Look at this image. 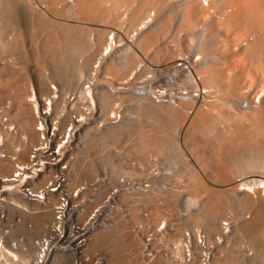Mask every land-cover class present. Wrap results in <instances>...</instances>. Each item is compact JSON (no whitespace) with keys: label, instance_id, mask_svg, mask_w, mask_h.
Instances as JSON below:
<instances>
[{"label":"bare ground","instance_id":"obj_1","mask_svg":"<svg viewBox=\"0 0 264 264\" xmlns=\"http://www.w3.org/2000/svg\"><path fill=\"white\" fill-rule=\"evenodd\" d=\"M156 2L160 3L161 10L171 4L165 13L160 11V8H157L158 11L155 12V10H151L152 8L149 9L148 5ZM36 5H45V8L47 5H51V13L56 14L55 16L68 17V20L66 18L65 20L74 21L75 24L60 22L53 30L51 25H55V22L50 24L52 21L50 22L46 18L44 12L35 10ZM173 18L178 20L177 29L178 36L181 37V44L179 42H177L178 44L172 42L169 45L164 43L165 45L159 48L158 40L164 35L170 23L174 21ZM77 19L89 21L90 24L93 23L91 25L95 26L96 23L97 26L99 24L101 28L93 26V28H89L91 32L88 31L90 33L98 31L99 42L96 43L100 44L99 49H97V44L94 41L91 42V39L86 35L88 32L85 34L84 30L82 32L84 28H80ZM17 20L18 23L29 25L31 29L38 32L46 33L51 29L52 33L55 31L54 34L57 35H53L55 39L47 37L48 33H46V39L42 35L44 40L39 44L40 49L37 47L38 51H36L34 59L37 62L47 59L52 65V77H64L67 84H80V82L83 84L86 77L85 79L89 80L90 78L102 87L108 78L116 80V83L114 81L112 83L119 85L123 82L120 77L123 74L126 78L134 79L139 67L144 65H142L144 62L137 52L139 50L143 55L149 54L151 63L167 60V62L158 63L160 66L164 65L163 69H158L161 72L175 61L180 58L182 60L187 56L189 66H192L193 70L182 76L183 83L191 85L192 79L195 77L198 84L186 88L187 95L182 100L170 101L172 100L170 99L165 103H158V105L149 96L145 97L149 99V103L139 100V103L136 104L138 108H135L138 109L135 121H128L129 123H126L128 126L124 124L125 127H128L125 128L127 130L125 134L119 130L123 128L122 126L106 130L98 135L85 137L87 149L91 150L99 146L101 154L98 156L99 158L95 156L94 159L100 160L101 158L102 161H105L110 157L112 151L115 153V150L121 149L114 145L118 146L123 141L128 146L127 153L130 152L134 156L149 152L159 156L170 147L174 149L178 147L176 145L177 137H174L176 134H180L179 138L183 140L185 147L188 146L189 150H193L194 153L195 150H198V144L203 143L204 145L205 143L206 146H210V149L212 147L211 157L206 161L204 159L206 151L194 154L195 161H198L201 168L205 162L207 166L215 162V167H212V163L207 177V184L209 183L210 186L205 183L206 181H203L204 179L197 176L193 180L191 179L192 181L189 178L188 183H185V179L182 178L181 166L177 167L173 162L177 170L167 177L168 192L165 193L166 189L162 187L154 186L150 193L144 194L142 197L146 198L154 194L168 196V193H171L170 196L174 198L173 193L177 192V199H174L173 203L179 205L183 203L180 207L188 213L185 217L186 220L194 225L193 228L205 227L206 237L199 236L200 242H203L205 247L210 245L209 237L212 233V235L224 236L220 217L227 207L232 208L231 204L235 201L241 209L250 212L251 215L241 214L243 217L240 218L241 222L239 216L235 215V222L237 223L238 219L239 223L232 224V233L228 237L229 247L221 249V256L214 257L213 264H219L218 260L221 259L226 261V258L237 259L234 263L231 261L232 263L226 264H242V262L248 264L250 261L256 262L255 264H264V0H0V52L3 54L5 51H17L19 48L17 42L20 38L17 40L15 36L10 37L14 38L10 41L7 37L8 31L13 29L11 28L15 24L13 22H17ZM82 23L84 22L82 21ZM124 23H127V28L124 27ZM110 26L114 27L116 32L110 31L108 29ZM120 28L128 29V36L120 38L118 35ZM14 29L12 31H15ZM105 32L107 35L103 40ZM13 34L15 35V33ZM111 35L114 38L113 42L109 41ZM129 42H134L133 44L137 48L132 47ZM182 42L188 47V51L190 50L185 54H183L185 46L182 47ZM152 47H154V51L151 50ZM117 48H120V52ZM115 49H117L118 55L107 57ZM193 52L195 54L191 55ZM93 57L97 60L92 64V67H89ZM7 65L0 67V122H2L3 116L7 117L8 126L15 125L13 128L16 131L10 132L5 130L3 125L0 126V264H29L34 255L33 236L38 234L49 222L53 204L51 202H44V204L29 202L31 200L22 194L21 186L23 184L11 181L13 162L1 157V152L8 149V146L12 147L13 152L17 147H20L21 150L28 149L36 139L33 109L28 103L31 88L27 84V80L24 79L20 66L13 67L11 65L13 68H8ZM121 68L122 70H120ZM137 81L138 79L132 81V84L138 83ZM197 87H200V90H204L205 93V96L199 101L193 94ZM82 93L81 99L86 103L85 110H92V105L96 109L97 105H102L107 97L111 96L103 89H98L96 92L92 89ZM200 94L202 92H199ZM49 95H52V92ZM7 99L11 100L10 103L9 101L5 102ZM12 101L14 104L11 103ZM190 110H192L191 113H189ZM153 112L157 114V117H151ZM220 122L225 126L219 127ZM133 124L135 125L131 126ZM254 135L258 136L257 141L253 139ZM243 136L249 137L248 140L245 141ZM233 144H236L237 149L242 148V152L233 149ZM200 146L202 148V144ZM98 148L96 149L98 150ZM106 148L109 154L106 153ZM27 152L28 150H25L24 156L27 155ZM130 153L128 156L132 157ZM174 156L176 157V155ZM89 160L82 161L77 171L78 175L80 173L86 175L90 172L93 165L90 164L93 161L90 163ZM143 161H139V164L142 165ZM188 164L186 166H189ZM187 170L190 171V169ZM218 183L225 184L223 186L226 188L221 186L222 189H216L215 185H221ZM177 184L180 189L183 186L187 187L185 184H188L190 192L187 191L183 195L184 198L182 194L187 189L180 192ZM23 198L26 200L24 199V201ZM168 198L170 199V197ZM169 199L165 200L169 201ZM165 203L167 204V202ZM166 204H162L156 211V215L162 216L164 221H167L163 214ZM168 205L170 207V204ZM168 207L166 206V209ZM8 211H12L11 214L18 211L22 217L32 218L31 224L25 227L26 224L23 225L21 220L14 222L9 217L11 214ZM227 214L233 218L232 212L226 213L225 218ZM218 219L219 224L216 225L215 221L218 222ZM239 224L240 226H238ZM117 229L116 225L106 230ZM106 230L104 231L106 232ZM20 231L21 236L13 238ZM185 231L177 228V232L183 236V240L180 242L177 240L180 243L176 245L177 250L186 244L189 252L193 253V259L196 260L195 256H198V251L202 256V250L194 236L190 235V238H187V241L190 240L188 245L184 237ZM244 235L246 241L249 240L247 244L243 243L239 247L238 241L242 240L240 237ZM94 236L90 243L92 242L91 244L95 246H100L114 237L111 233L99 234V237L97 235L93 239ZM20 238L22 240H19ZM134 239L135 248H138V246L136 247V238ZM121 242V240L117 241L120 247ZM123 256L125 257V254ZM175 256L180 257L178 251L175 252ZM127 257L121 259L122 256L119 255L116 259L109 258L105 260L107 261L105 264H129ZM160 261L158 259L149 264L156 262L158 264ZM48 264H67V261L57 253Z\"/></svg>","mask_w":264,"mask_h":264},{"label":"built area","instance_id":"obj_2","mask_svg":"<svg viewBox=\"0 0 264 264\" xmlns=\"http://www.w3.org/2000/svg\"><path fill=\"white\" fill-rule=\"evenodd\" d=\"M110 40L114 41L113 35L109 37ZM193 54L195 53H191ZM186 58L187 56L171 62L172 65L162 71L160 84H154L150 78V81L142 84L134 85L131 80L130 82L124 80L116 85L110 78L102 87L89 78L81 84L78 94L65 95L63 98L59 97L61 92L56 86L51 85L45 96H39L31 87L28 103L33 109L36 139L28 149L21 150L17 147L13 152L12 147L8 146V149L1 152L2 158L13 162L11 181L23 184L21 191L24 197L38 202L37 204L44 202L53 204L49 222L33 236L34 255L29 264H48L57 253L65 258L67 264H102L101 258L99 260L96 258L98 260L96 262L88 258L87 248L90 240L95 234L131 219L136 210L138 217H135L133 231L130 232L140 241L141 264H149L158 259L161 260L160 264H213L214 257L221 256V249L229 247L228 237L232 233V224L237 214L233 212L231 214L233 218L227 214L221 221L224 236L211 234L210 245L207 247L199 238L206 237L203 228L184 226L185 241L189 245L190 240L187 241V238H190V235L194 236L200 245L202 256L198 251V256L194 255L196 257L194 260L193 253L189 252L186 244L177 250L176 245L183 240L177 228L181 227V220L187 215L179 213L172 217L164 213L167 218V221H164L162 216H156L151 211L147 197L145 199L142 197L150 193L154 186L162 187L166 189L165 193L168 192L167 177L177 170L176 166L172 167V170L168 168V171L161 175L162 181L153 183V179L160 175L158 166L162 165V162L166 164L165 158L168 161L165 154L150 155L149 160L143 161L144 163L140 165L136 158L128 156L127 150L126 152L115 150V153L112 151L104 162L112 163L104 168L106 172L103 171L109 176L110 184L102 186L96 178L91 182L76 180L77 164L80 165L83 160L85 162L90 157L85 139L134 120L137 110H134L136 103L134 104L131 99L149 96L156 104L165 103L170 99L180 101L187 95L186 88L198 84V80H195L197 78L193 76L191 85L183 83L182 76L193 70V67L189 66V59ZM8 61V57L0 52V67L7 65ZM158 72L160 73L159 70ZM92 89L95 92L103 89L112 96L107 110H100V106L94 109V105L92 110H85L86 103L81 99V95L83 91L89 92ZM50 92L52 95H49ZM199 92L202 94L199 95ZM193 94L198 101L205 96L204 90H200V87H197ZM127 96L131 98L128 99ZM191 112L192 110L189 113ZM8 123V118L3 116L0 126L3 125L7 131L15 132L16 129L13 128L15 125L8 126ZM81 138L82 142H79ZM25 150H28L26 156ZM79 151H82L83 155L86 153L80 163L77 159ZM160 157H163L164 161ZM141 171L143 173H140ZM260 187L262 188V185ZM138 202L144 204L136 208ZM176 251L180 257L175 256Z\"/></svg>","mask_w":264,"mask_h":264},{"label":"rangeland","instance_id":"obj_3","mask_svg":"<svg viewBox=\"0 0 264 264\" xmlns=\"http://www.w3.org/2000/svg\"><path fill=\"white\" fill-rule=\"evenodd\" d=\"M69 1V0H68ZM48 2V1H47ZM157 3V2H156ZM156 3H153L152 5H148L149 7H147V8H149V9H151V10H155V12L156 11H158L157 10V8L159 9L161 6H159L160 5V3H157V6H156ZM169 4V3H168ZM171 4V3H170ZM169 4V5H170ZM135 5V4H134ZM169 5H167V7H164V9H162L161 10V8L159 9L160 11H162V12H166V10H167V8H168V6ZM37 6V5H36ZM51 6V5H50ZM50 6H48L47 5V8H48V10H47V8H45V5H38L37 6V8H35V10L37 9V12L38 11H40V12H44L43 14L46 16V18L48 19V20H50V24H54L53 22H55V25H51L52 27V29L56 26V25H58V24H60V22H65V23H74L75 24V22L73 21V22H71V21H66L65 20V18L64 17H60V16H55L54 15V13L52 12L51 13V8H50ZM43 7V8H42ZM156 7V8H155ZM163 8V7H162ZM50 10V11H49ZM147 10V9H146ZM49 11V12H48ZM161 13V12H160ZM63 18V19H62ZM178 18V17H177ZM177 18L175 19V18H173V22H171L170 23V25L166 28L167 30L164 32V35H162L161 37H160V39L158 40V47L160 48V46H164L165 44L164 43H166V45L168 44L169 45V43L171 44L172 42H175L176 44H178L177 42H179V44H181V42H180V36H178L179 34H178V29H177V26H178V20H177ZM67 20H68V17L66 18ZM84 22V23H82V21ZM77 19V24L80 26V28L82 27V28H84V29H82V32H83V30H84V34L86 33V32H88L90 29L89 28H93V26L94 27H96V28H101L100 26H99V24H98V26H97V23H96V26L95 25H91V24H93V23H91L90 24V22L88 23V22H86V21H84L83 19ZM15 21V20H14ZM21 20H19V22H20ZM75 21H76V19H75ZM126 21V20H125ZM22 22V21H21ZM13 23H15V24H13ZM12 24H13V26H11V28H15L14 30L15 31H12L11 29V31H12V34H11V31L9 32L8 31V39L11 41V40H13V39H11L10 37H16L17 38V40H18V38H20L19 39V41L17 42L18 43V49H17V51L16 50H14V51H5V53H4V55H8L7 57H8V59H9V61H8V63H10V64H8L7 66H8V68H13L14 66L15 67H21L20 69L22 70L21 71V73L23 74V76L25 77L24 79L25 80H27L26 82H27V84H29V86H30V88L31 87H33L34 88V90H35V92L37 93V94H39V96H45V94L47 93V91H49V89H50V86L51 85H53V86H56V88L58 89V90H60L59 92H61V95L59 94V97H61V98H63V95L65 96V95H71V94H73L74 92H76V93H74V94H77L79 91H80V89H81V82H80V84L79 83H65V79H64V77L63 78H54V77H52L53 76V74H52V65H50V63H49V61L47 60V59H41V61L39 60V62H37V61H35L36 59H34L35 58V55H36V51H38L37 49L40 47V43H41V41L42 40H44V38L46 39V33H48L47 35V37H50V39L52 38V39H55L54 37L55 36H57L56 34H54L55 33V31L52 33V29L50 30V32H46V33H44V32H38V31H36L35 29L33 30V29H31L30 27H29V25H24L23 23H18V20H17V22H13ZM88 25H87V24ZM76 24V25H77ZM125 24V23H124ZM127 24V23H126ZM124 25V27L125 28H127L128 26L127 25ZM83 25V26H82ZM105 25H107V24H105ZM16 26V27H15ZM92 26V27H91ZM87 27H88V29H87ZM95 28V29H96ZM125 28H120V29H118L119 31H118V35H120V38L122 37V38H125V35H127L128 36V29H125ZM108 29L110 30V31H115L116 32V30L114 29V27H112V26H110V27H108ZM171 29V30H170ZM53 30H55V29H53ZM90 32H91V30H90ZM90 32H88V33H86V35L91 39V42L92 41H94L95 43L98 41L99 42V33H98V31L97 30H95V31H92V33H90ZM108 32V31H107ZM107 32H105L104 33V36L102 37L103 38V40H105V38H106V35H107ZM123 32H124V34H123ZM177 32V33H176ZM182 32V31H181ZM180 32V33H181ZM13 33H15V35L13 34ZM17 33V34H16ZM19 33V34H18ZM42 33H44V34H42ZM111 33V32H110ZM126 33V34H125ZM183 33V32H182ZM181 33V34H182ZM16 35H18V36H16ZM42 35H44L43 37L44 38H42ZM50 35V36H49ZM53 35H55V36H53ZM85 35V36H86ZM109 35V34H108ZM124 35V36H123ZM185 35V34H184ZM127 36H126V38H127ZM93 38V39H92ZM164 38V39H163ZM177 39V40H176ZM166 42H165V41ZM168 40V41H167ZM130 43V45L132 46V47H134V48H137L136 46H134L135 44H133L134 42H129ZM37 44V45H36ZM97 44V49H99V43H96ZM193 44V43H192ZM191 44V45H192ZM179 46V45H178ZM186 47V45L185 44H183V42H182V47ZM38 47V48H37ZM122 47H124V46H122ZM154 47H155V45H154ZM154 47H152L151 48V50H153L154 49ZM157 47V48H158ZM180 47V46H179ZM185 47L183 48L185 51L183 52V54H185L187 51H188V47H186V49H185ZM190 47V46H189ZM193 46H191L190 48H192ZM40 49V48H39ZM118 49V52H120V48H117ZM117 49H115V50H113L112 51V54H110V56H107V57H112V56H117L118 54L116 53L117 52ZM138 50V49H137ZM150 50V51H151ZM155 50H156V48H155ZM95 51H97L96 49H95ZM154 51V50H153ZM158 51V50H157ZM190 51V50H189ZM188 51V52H189ZM138 52V54L140 55V59L142 58V60H143V62L144 63H142V67H139V69L137 70V74H135L134 75V79L135 80H137L138 79V83H133L134 85H137V84H142V82L141 81H144V82H148V81H150V79L149 78H151V82H154V84H160V83H162V80H161V74H163L161 71H160V73L157 71L158 69H163L162 68V66L164 67V65H162V66H160L158 63H160V62H152L151 63V61H149L150 60V57H149V54L147 55V54H142V52H140V50L139 51H137ZM152 52V51H151ZM111 53V52H110ZM99 57L101 56V55H98ZM98 56H96V58L98 59ZM142 56V57H141ZM148 56V57H147ZM96 58H92V60L90 61V64H89V67H92V64L95 62V60H97ZM116 60V59H115ZM118 60V59H117ZM44 61V62H43ZM106 62V61H105ZM163 62H167V60L166 61H162L161 63H163ZM174 62V61H173ZM42 63V64H41ZM169 63H171V62H169ZM101 64H102V62H101ZM166 64H168V63H166ZM13 67H12V66ZM145 65H146V67H145ZM148 65V66H147ZM6 66V67H7ZM103 67H104V63H103ZM145 67V68H144ZM142 68V69H141ZM124 69V68H123ZM120 70H122V68L120 69ZM143 70V71H142ZM148 70V71H147ZM139 73V74H138ZM144 73V74H143ZM143 76H142V75ZM137 75V76H136ZM139 75H141L140 76V78H139ZM124 76V74L122 75V76H120L121 77V79H122V81H124V80H128V82H130L129 80H131V81H135L134 79H132V78H126L125 76ZM136 76V77H135ZM145 76H147L146 78H145ZM149 76V77H148ZM150 76H152V77H150ZM131 77V76H130ZM86 78V77H85ZM85 78H84V80L83 81H85ZM108 78V77H107ZM137 78V79H136ZM109 79V78H108ZM149 79V80H148ZM154 80V81H153ZM40 81H41V84H40ZM82 81V82H83ZM113 81H115V83H116V80H113ZM140 81V82H139ZM132 83V82H131ZM79 90V91H78ZM78 91V92H77ZM71 92H73V93H71ZM65 93V94H64ZM107 97V96H106ZM109 97H107V100H105V102L104 103H102V105L100 104V110H107L108 109V104H109V102H111L110 100H112V98H111V96H110V98L108 99ZM127 98L129 99V98H131V97H128L127 96ZM127 99V100H128ZM147 98H138L137 97V100L136 99H131L132 100V102L135 104L136 102V104H138L139 103V100L141 101V100H144L143 102H148L149 103V99H147ZM62 100V99H61ZM146 100V101H145ZM6 101H9V99H7V100H5V102ZM11 101V100H10ZM10 101H9V103H10ZM102 101V100H101ZM230 101H233V99H230ZM103 102V101H102ZM11 103H13V101L11 102ZM56 103H57V101H56ZM150 103H152V102H150ZM14 104V103H13ZM12 104V105H13ZM135 104V108L137 107L138 108V105H136ZM152 105H155L154 103H152ZM158 105V104H157ZM166 105V104H165ZM14 106V105H13ZM99 107V105H97V108ZM96 108V109H97ZM134 108V110H136ZM13 110V109H12ZM137 112H138V109H137ZM157 117V114H154V112H153V114L151 113V117ZM186 120V119H185ZM131 121H135V119L134 120H131ZM131 121H129V122H131ZM128 122V123H129ZM127 123V122H126ZM125 123V126H128L127 124ZM134 123V122H133ZM221 124H222V126H221ZM135 124H133V125H131V126H134ZM124 125H123V128H124V130H123V128L121 129H119L123 134H125L126 133V131L127 130H125V128H128V127H125ZM223 126H225L224 125V123H222V122H220L219 123V127H223ZM122 127V126H121ZM132 129V128H131ZM130 129V130H131ZM132 132V131H131ZM180 133V132H179ZM178 135V136H177ZM255 136V135H254ZM174 137H177V142H176V145L178 146L176 149H174V148H169L167 151H164V153H162V155H164V156H167L168 157V161L166 160V158H165V161H166V164L164 163V162H162L163 164L162 165H159L158 167H159V176H157V177H155L154 179L152 178V177H148V178H150V179H153V183H156L157 181H159V180H161L162 181V174L164 173V172H166V171H168V168L170 169V170H172V167H175V165L178 167V165L179 166H181L180 168H181V171H182V178L183 179H185V183H188V180H189V178H190V180L192 179H194V178H196V176L197 177H200V178H202V179H204L203 181L207 184V180H208V175H209V170H210V168H211V165H212V163H210V166H207V163L205 162V164H204V166L201 168L200 167V164L199 163H197L198 161L196 160L195 161V153L197 152V153H203V152H205L204 153V159H205V161H206V159H209V157H211V149H212V147H211V149L209 148L210 146H208V148H207V146L205 145V143H204V145H203V143H201L202 144V148H201V144H198L199 145V147L197 146V148H198V150H195V153H194V151L192 152L191 150H189V148H188V146H186L185 147V145H184V143H183V140L181 139V138H179L180 137V134H176V135H174ZM246 137V138H245ZM253 137V136H252ZM242 138H244V140L245 141H247L248 140V138H247V136H243ZM258 136H255V137H253V139L255 140V141H257L258 139ZM82 139L83 138H81L80 140H79V142H82ZM247 139V140H246ZM257 139V140H256ZM254 141V142H255ZM259 141H261V140H259ZM122 144H120V145H118V146H115L114 145V147H116V148H121V149H117V150H121L120 152H126V149L128 148V146L122 141L121 142ZM258 143V142H257ZM110 146H112V145H110ZM109 146V147H110ZM99 147V146H98ZM98 147H95V149L93 148V149H91L90 150V152H89V155H90V157H89V159H91V160H89V162L91 163L92 161V163L90 164V165H92L91 166V170H90V172L88 173V174H82V173H80L77 177H76V180L77 181H85V182H91V181H93L95 178L99 181V182H101L102 183V186H105V185H108V184H110V178H108L109 176L106 174L105 175V173H103V171H105L104 170V168H106V167H108V166H110L112 163L110 162V161H108L107 163H104L105 161H102L101 160V158H100V160H97V159H94V157L96 156V157H98V156H100V154L101 153H99V148ZM236 147V148H235ZM96 148H98V150L96 149ZM188 148V149H187ZM203 148H206L205 150H201V149H203ZM233 149H237V146H236V144H233ZM97 150V151H96ZM106 150H107V148H106ZM105 150V151H106ZM128 150V149H127ZM184 150V151H183ZM188 150V151H187ZM234 150V151H235ZM239 152L242 150V148H238L237 149ZM105 151L104 152H102L103 154L105 153ZM192 153H191V152ZM201 151V152H200ZM213 151V150H212ZM170 152V153H169ZM181 152V153H180ZM242 152V151H241ZM106 153L107 154H109V151L107 150L106 151ZM130 153V152H129ZM166 153H168L167 155H166ZM180 153V154H179ZM191 153V154H190ZM210 153V154H209ZM178 154V155H177ZM130 155L132 156V158H136L137 159V161L139 162V161H143L144 160V162H147L148 160H149V158L152 156V155H154V153H146V154H143V155H138V156H134L133 154H131L130 153ZM151 155V156H150ZM174 155H176V157L174 156ZM207 155V156H206ZM84 156H86V153L83 155L82 154V151H79L78 152V154H77V159H79V163H80V161L84 158ZM150 156V157H149ZM149 157V158H148ZM175 157V158H174ZM206 157H208V158H206ZM99 158V157H98ZM134 158V159H135ZM148 158V159H147ZM160 158H162V160L164 161V158L163 157H160ZM174 158V159H173ZM177 158H178V160H177ZM103 160H104V158H102ZM147 159V160H146ZM173 159V160H172ZM177 160V161H176ZM178 161H180V162H178ZM143 162V163H144ZM175 163V165H174V163ZM188 163H190V164H188ZM186 164H188L189 166H186ZM165 165V166H164ZM174 165V166H173ZM215 162L213 163V165H212V167H215ZM78 166H80V165H78L77 164V169L75 168V171L77 170L78 171ZM189 167V168H188ZM191 167V168H190ZM187 169H190V171L189 170H187ZM76 171V172H77ZM106 172V171H105ZM84 173V172H83ZM192 174V175H191ZM195 174V175H194ZM82 175V176H81ZM190 175V176H189ZM194 175V176H193ZM200 175V176H199ZM79 177V178H78ZM145 177H147V173H146V175H145ZM144 177V178H145ZM193 177V178H192ZM191 180V181H192ZM235 180V179H234ZM233 180V181H234ZM156 181V182H155ZM184 181V180H183ZM231 181V180H230ZM218 184H221V183H218ZM235 184V183H234ZM187 187H185V186H183V188H181L180 189V186L177 184V187L181 190L180 192H182V191H185V189H187L183 194H182V196L183 195H185L186 194V192L187 191H189V189H188V184H185ZM208 186H210V184L208 183L207 184ZM223 185H225V184H223ZM222 184L221 185H215L214 187L217 189V188H221V186H222V188H226V187H224ZM218 186H220V187H218ZM177 187H176V189H177ZM221 188V189H222ZM179 189H177V190H179ZM184 189V190H183ZM191 191H192V189H190ZM190 192V191H189ZM169 195L167 196L166 194H160L159 196H158V194H154V195H150L149 197H147L148 199V202H149V208L151 209V211L154 213V214H156V211H157V209L159 208V207H161V206H158L157 204H159V203H163L164 205L166 204L165 202H167V204H166V206L168 207L169 205L168 204H170V207H168L167 209H166V206L164 207V213H167L168 215H171L172 217H175V216H177L179 213L180 214H183V215H187L188 213H185L184 214V212H181V211H185L184 209H182L181 207H180V205H182L183 203H181L180 205L177 203H173L176 199H177V197H176V195H177V192H174L173 193V195H174V198L173 197H171L170 196V194L171 193H168ZM192 194H193V191H192ZM162 195V196H161ZM156 196V197H155ZM158 196V197H157ZM167 196V197H166ZM160 197V198H159ZM168 197H170V199L168 198ZM183 198H184V196H183ZM25 198H23V200H24ZM145 199V198H144ZM162 199H169V201H167V200H165V201H163ZM175 199V200H174ZM26 200V199H25ZM24 200V201H25ZM29 202H31L32 203V201H29ZM34 203H36V202H34ZM139 203V202H138ZM137 203V204H138ZM139 204H144V203H139ZM172 204V205H171ZM141 205H138V206H141ZM225 205H227L228 206V204H225ZM232 205V208L231 207H227L226 209H225V211H223V214H222V216L220 217L221 218V220L222 219H224L225 218V215H226V213H228V212H233L234 214H236L237 213V215L239 216L238 218H239V220H240V218H243L242 217V215L245 213H248L249 215H251L250 214V212H247L246 210H243V209H241L240 208V206L239 205H237V203L235 202V201H233V203L231 204ZM138 206L136 205V208H138ZM239 206V207H238ZM156 207V208H155ZM158 207V208H157ZM152 209H156L155 211L154 210H152ZM163 209V208H162ZM161 209V210H162ZM231 209H233V210H231ZM227 210V211H226ZM231 210V211H230ZM137 211V210H136ZM160 211V210H159ZM10 214H11V212L12 211H8ZM135 212V211H134ZM187 212V211H186ZM225 212V213H224ZM163 213V214H164ZM240 213V214H239ZM9 214V215H10ZM137 214H138V211L137 212H135V214L134 215H136V216H132L131 217V219H126V221H122L121 222V224H118L117 226H118V229L117 230H110V231H108V230H106V232L105 231H103V232H101V233H98L97 235H95L94 236V238L93 239H95V237L97 236V237H99V234H102V235H104L105 233H111L114 237L112 238V239H109L108 241H106V242H104L102 245H100V246H95V245H93V244H91V243H89V247L87 248V255H88V258L90 259V260H93L94 262H96V261H98L100 258L102 259L101 261H102V264H105L107 261H105L106 259H109V258H114V259H116V257H118L119 255L120 256H122V258L121 259H123V258H125V257H127L128 255V257H127V260L129 261V264H141L140 262H141V259H140V255L141 254H139L140 253V241H139V239L138 238H136L134 235H132L131 234V232L130 231H133V226L134 225H132L133 224V221L135 222V217H138L137 216ZM242 214V215H241ZM22 214L21 213H19L18 211H16V212H14L13 214H11L9 217L11 218V219H13L14 220V222H17V221H19V220H21V222H23L22 224L23 225H25V227H28L31 223L30 222H32V218H29L27 215H25V216H27V218L26 217H22L21 216ZM236 215V216H237ZM157 216V215H156ZM22 218V219H21ZM24 218H25V220H24ZM219 218V219H220ZM27 219V220H26ZM219 219H218V222L217 221H215V224L217 225V224H219ZM221 220H220V222H221ZM239 220L237 219L236 221H237V223H239ZM240 222H241V220H240ZM236 223V224H237ZM181 227H178L181 231L185 228L184 226H192V227H194V225L189 221V220H186V218H184V219H182L181 220ZM219 226V225H218ZM238 226H240V224L238 225ZM195 227H196V225H195ZM204 230H206L205 229V227L204 226H201ZM116 229V228H115ZM104 233V234H103ZM211 233V232H210ZM19 234V235H18ZM17 234V236H14L13 238H18L19 236H21L20 234H21V231L19 232ZM213 234V233H212ZM134 236V237H133ZM116 237V238H115ZM245 237V235L244 236H241L240 237V239H242V240H239L238 242V244H239V247H240V245L241 244H247V241L249 240V239H247V241H246V238H244ZM134 238H136V241H137V243H136V247L138 246V248H135V243H134ZM118 240H121L122 242V245H121V247L120 246H118V244H117V241ZM123 239V240H122ZM19 240H22V238H20ZM250 242V241H249ZM93 243H94V241H93ZM91 244V245H90ZM236 244V243H235ZM237 244V245H238ZM130 246V247H129ZM125 247V248H124ZM127 248V249H126ZM129 248V249H128ZM125 249V250H124ZM138 249V250H137ZM242 249V248H241ZM127 250V251H126ZM136 251V252H135ZM130 252V253H129ZM134 252V253H133ZM127 253H128V255H127ZM123 254H125V257L123 256ZM129 257H130V260H129ZM133 257V258H132ZM254 257H255V255H254ZM96 258L98 259V260H96ZM139 260H140V262H139ZM225 259H221L220 261L218 260V262H219V264H226V263H234V261L236 262L237 261V259H234V260H230V259H228V258H226V261H224ZM228 260H230V261H228ZM254 260V259H253ZM232 261V262H231ZM246 261H247V259H246ZM157 263V262H156ZM155 263V264H156ZM255 264L256 262H254V261H250L248 264ZM158 264H160L159 262H158ZM242 264H245V262H242Z\"/></svg>","mask_w":264,"mask_h":264}]
</instances>
